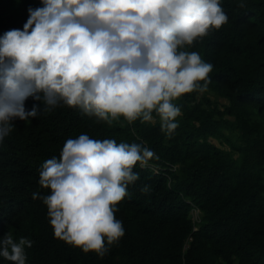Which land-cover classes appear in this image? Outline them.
Instances as JSON below:
<instances>
[{
    "label": "trees",
    "instance_id": "16d2710c",
    "mask_svg": "<svg viewBox=\"0 0 264 264\" xmlns=\"http://www.w3.org/2000/svg\"><path fill=\"white\" fill-rule=\"evenodd\" d=\"M247 4L240 9L237 0H223L229 23L190 49L213 64L208 91L223 103L208 91L176 100L181 115L171 138L158 119L109 126L67 106L31 123L13 122L0 147V237L11 232L33 241L27 264H264V0ZM42 6L0 0V35L23 30L28 9ZM33 104L40 102L25 101L27 109ZM81 133L143 143L158 157L134 168L139 179L115 213L125 235L103 259L55 238L46 206L32 198L50 191L38 183L42 163L59 159L65 142Z\"/></svg>",
    "mask_w": 264,
    "mask_h": 264
},
{
    "label": "clouds",
    "instance_id": "9594fccd",
    "mask_svg": "<svg viewBox=\"0 0 264 264\" xmlns=\"http://www.w3.org/2000/svg\"><path fill=\"white\" fill-rule=\"evenodd\" d=\"M29 8L23 30L0 35V147L15 120L31 123L58 107L79 109L109 126L122 120L156 123L171 138L185 94H203L213 64L202 44L229 23L223 0H41ZM240 9L247 0H237ZM31 97L40 104L25 107ZM158 159L143 143L96 140L87 133L68 139L59 159L40 168L34 192L47 208L54 237L93 252L109 253L125 235L115 213L139 179L134 168ZM141 191L148 193L150 186ZM33 241L0 237V258L27 264Z\"/></svg>",
    "mask_w": 264,
    "mask_h": 264
},
{
    "label": "rangeland",
    "instance_id": "374dc122",
    "mask_svg": "<svg viewBox=\"0 0 264 264\" xmlns=\"http://www.w3.org/2000/svg\"><path fill=\"white\" fill-rule=\"evenodd\" d=\"M208 95H209L210 98H212V100H213L214 102H216L217 104H219V106H221V104L223 103V100L219 99L214 93H211V92H209V91H208ZM263 128H264V125H263ZM213 142H214L215 144H217L218 146H222V148L231 151L230 148H229L228 146H226V145H224V144L222 143L223 141L213 140ZM233 143H234V144H237V143L235 142V138H233ZM194 219H195L196 222H199V221H200V220H199V214H198V213H194Z\"/></svg>",
    "mask_w": 264,
    "mask_h": 264
}]
</instances>
